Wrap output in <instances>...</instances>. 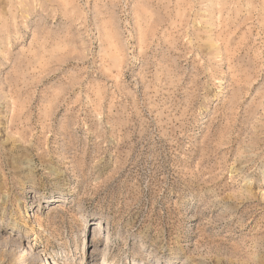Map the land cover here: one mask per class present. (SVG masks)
<instances>
[{
	"label": "rangeland",
	"instance_id": "obj_1",
	"mask_svg": "<svg viewBox=\"0 0 264 264\" xmlns=\"http://www.w3.org/2000/svg\"><path fill=\"white\" fill-rule=\"evenodd\" d=\"M14 2L0 264H264V0Z\"/></svg>",
	"mask_w": 264,
	"mask_h": 264
},
{
	"label": "clouds",
	"instance_id": "obj_2",
	"mask_svg": "<svg viewBox=\"0 0 264 264\" xmlns=\"http://www.w3.org/2000/svg\"><path fill=\"white\" fill-rule=\"evenodd\" d=\"M16 4L14 0H2L0 2V10L4 12L5 15L8 16L9 20L14 24L15 23V12Z\"/></svg>",
	"mask_w": 264,
	"mask_h": 264
},
{
	"label": "bare ground",
	"instance_id": "obj_3",
	"mask_svg": "<svg viewBox=\"0 0 264 264\" xmlns=\"http://www.w3.org/2000/svg\"><path fill=\"white\" fill-rule=\"evenodd\" d=\"M35 256L39 259V256L41 255L35 252Z\"/></svg>",
	"mask_w": 264,
	"mask_h": 264
}]
</instances>
